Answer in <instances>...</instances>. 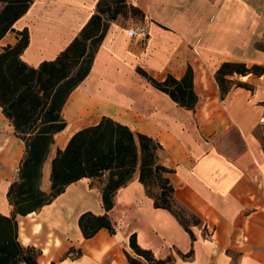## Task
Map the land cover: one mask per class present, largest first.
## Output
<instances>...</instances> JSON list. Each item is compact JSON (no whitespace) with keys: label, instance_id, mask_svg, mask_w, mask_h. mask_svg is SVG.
<instances>
[{"label":"crops","instance_id":"1","mask_svg":"<svg viewBox=\"0 0 264 264\" xmlns=\"http://www.w3.org/2000/svg\"><path fill=\"white\" fill-rule=\"evenodd\" d=\"M99 0H32L15 23L29 32L24 61L53 60L96 12ZM144 12L149 30L140 44L110 20L91 70L63 108L64 129L42 168L41 188L51 190L52 159L78 130L110 116L162 145L160 162L172 169L174 199L200 222L189 232L168 209L156 207L139 171L117 189L109 214L115 232L86 238L79 218L102 214L106 176L82 177L51 202L17 214L18 239L41 250L39 264H132L130 238L169 264H264V72L229 76L244 82L222 95L216 71L224 61L264 66V0H127ZM191 67L198 100L188 109L154 86L181 78ZM24 140L0 106V213L11 216L7 193L19 177Z\"/></svg>","mask_w":264,"mask_h":264},{"label":"trees","instance_id":"2","mask_svg":"<svg viewBox=\"0 0 264 264\" xmlns=\"http://www.w3.org/2000/svg\"><path fill=\"white\" fill-rule=\"evenodd\" d=\"M31 3L32 0H4L0 8V40L14 30V23L27 12ZM129 14L139 18L144 16L140 8L128 4L127 0H99L96 12L73 41L55 59L42 61L37 66L22 58L29 44L27 28L18 31L19 37L14 44L3 46L0 52V106L14 125L15 134L24 140L26 152L19 166V177L7 193L14 213L11 216L0 213V264H39L41 250L33 245L25 246L18 239L16 215L40 209L67 185L82 177L106 176L102 188L105 212L87 211L79 218L86 238L102 228L115 232L109 211L114 206L117 189L126 185L136 171L156 207L170 210L191 233V225L200 222L195 214L188 213L174 199V186L168 176L172 169L160 162L161 143L110 116H103L99 123L78 130L65 148L57 149L52 159L51 190L46 192L41 188L42 168L55 142V134L66 126L65 103L89 74L109 21ZM139 71L178 104L188 109L195 107L198 95L191 67L179 79L170 74L164 80H158L143 69ZM263 72V65L224 61L215 75L224 96L234 84H245L229 76ZM155 185L158 190L152 189ZM130 245L136 253L135 256L127 254L132 264H169L172 261L171 257L157 259L152 250L139 246L135 234L130 238Z\"/></svg>","mask_w":264,"mask_h":264},{"label":"built area","instance_id":"3","mask_svg":"<svg viewBox=\"0 0 264 264\" xmlns=\"http://www.w3.org/2000/svg\"><path fill=\"white\" fill-rule=\"evenodd\" d=\"M128 35L131 36L132 38L136 39V41L142 45L148 39L149 30H148V27L145 23H140V24H136L132 27H129L128 28ZM260 124L263 128V131H264V111L260 116Z\"/></svg>","mask_w":264,"mask_h":264},{"label":"rangeland","instance_id":"4","mask_svg":"<svg viewBox=\"0 0 264 264\" xmlns=\"http://www.w3.org/2000/svg\"><path fill=\"white\" fill-rule=\"evenodd\" d=\"M4 5V0H0V8ZM120 24L126 26V27H132L136 24H140V23H144L142 22V18L137 17L136 15H131L129 14L128 16H119L118 20H117ZM14 33L13 32H9V34H7V36L1 41V43H5L8 40L9 41H13L14 39ZM6 38H9L8 40H6ZM8 41V42H9ZM153 190H158L157 185L152 186Z\"/></svg>","mask_w":264,"mask_h":264}]
</instances>
